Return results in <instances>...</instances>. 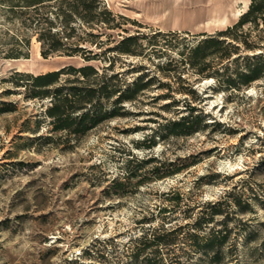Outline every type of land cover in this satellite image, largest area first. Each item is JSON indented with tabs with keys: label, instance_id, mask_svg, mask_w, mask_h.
Here are the masks:
<instances>
[{
	"label": "rangeland",
	"instance_id": "obj_1",
	"mask_svg": "<svg viewBox=\"0 0 264 264\" xmlns=\"http://www.w3.org/2000/svg\"><path fill=\"white\" fill-rule=\"evenodd\" d=\"M212 1H102L129 18L121 20V34L139 32L147 47L141 56H122L116 69L140 63L147 68L128 79L148 71L154 81L121 116L82 135L53 131L50 99L28 97L16 84L30 79L15 72L38 75L86 62L42 57L38 33L22 21L30 15L37 22L46 10L24 16L0 3V264H126L143 247L135 264L145 257L153 264H264V79L224 90L188 67L180 78L156 67L170 58L176 68L192 34L217 30L205 26L215 17ZM243 30L257 33L250 23ZM159 31L179 35L156 37L153 43L169 48L149 57ZM37 56L29 71L26 61ZM241 64L243 58L232 67ZM72 77L62 74L60 82ZM166 92L171 98L156 97ZM181 116H189V127L171 126ZM180 130L190 133H173ZM153 236L162 242L150 243Z\"/></svg>",
	"mask_w": 264,
	"mask_h": 264
},
{
	"label": "trees",
	"instance_id": "obj_2",
	"mask_svg": "<svg viewBox=\"0 0 264 264\" xmlns=\"http://www.w3.org/2000/svg\"><path fill=\"white\" fill-rule=\"evenodd\" d=\"M102 1L0 0V3L8 6L9 11L14 10V7L21 8L24 16L30 11L37 13L42 8L46 10L42 19L37 22H33L30 15L22 21L26 27L33 28L38 33L42 57L47 58L54 54L79 56L86 62L79 67L64 65L38 75L15 72L16 76L30 79L29 85L16 84L27 90L28 97L50 99L46 114L51 118L52 130L55 132L68 130L75 135H82L103 121L119 117L123 113L125 103H134L141 94L151 89L153 84L154 77L148 78V71L130 80L127 77L132 70H143L147 68L146 65L129 63L128 69H116V63L122 56H141L147 47L143 48L142 44H139V40L144 38L139 32L134 35L121 34V31L127 32L121 20L129 18L108 10ZM50 15H53V19L49 18ZM260 21L264 22V0H250L247 9L232 25L213 33L192 34L195 42L181 50L179 54L183 57L176 62V68L170 69L173 65L170 58L160 60L156 67L167 77L174 71L178 78L180 72L188 67V70L202 78H215L218 87L224 90H241L248 87L252 82L264 79V25L259 29ZM249 23L257 30L255 35L252 31L243 30ZM115 34L120 38H116ZM103 35L106 39L100 40ZM178 35L177 31L156 32L148 43V56L161 57L166 55L169 48L166 42V47L153 43L156 37L175 38ZM235 54L236 57H233ZM22 56L28 58L29 54L22 53ZM240 58H243V64L232 67ZM93 61L101 63L102 66L92 65ZM65 73H71L73 77L60 82L61 75ZM156 97L171 98V94L166 92L157 94ZM188 118L189 116H181L173 120L171 126L180 129L189 127ZM173 133L178 135L190 132L180 130ZM118 185L120 183H115V186ZM161 242L160 238L153 236L150 243L156 245ZM156 252L157 249L154 250V253ZM142 253H146L144 247L136 249L129 257L130 262L126 264H135ZM151 259L145 257L141 264H153ZM74 263L84 264L77 260Z\"/></svg>",
	"mask_w": 264,
	"mask_h": 264
},
{
	"label": "crops",
	"instance_id": "obj_3",
	"mask_svg": "<svg viewBox=\"0 0 264 264\" xmlns=\"http://www.w3.org/2000/svg\"><path fill=\"white\" fill-rule=\"evenodd\" d=\"M209 1H212V0H209ZM215 1H216V3H214V1H212L209 4L208 8L214 6L215 10L219 12L218 17L220 19L226 18V21L223 22L222 24L215 25V27H217L215 29H217V30H222V29L226 28L227 26L235 23L238 20L239 16L247 9V7H246L245 10H243L240 14L236 15L235 12L237 9H233V8H234L236 3H238L242 0H215ZM119 14H121V13H119ZM121 15H124V14H121ZM124 16H126V15H124ZM196 22H198V21H196ZM191 23H193V22H191ZM208 23H211V22L208 21L207 23H205V26L207 25L209 27ZM217 30H215V31H217ZM201 32L212 33V32H208L206 30H202L199 33H201Z\"/></svg>",
	"mask_w": 264,
	"mask_h": 264
},
{
	"label": "bare ground",
	"instance_id": "obj_4",
	"mask_svg": "<svg viewBox=\"0 0 264 264\" xmlns=\"http://www.w3.org/2000/svg\"><path fill=\"white\" fill-rule=\"evenodd\" d=\"M243 10H245V7L244 8H242V10H236V12H235V14L236 15H238V14H240ZM214 13H215V17H214V19H212L210 22L211 23H208L209 24V27H211V26H215V25H218V24H222L223 22H225L226 21V18H219L218 17V15H219V12L218 11H214ZM168 15H170V14H168ZM169 17V16H168ZM39 61H40V58H39V56H37L35 59H31V60H27L26 62H27V67H28V69H29V71L31 70V69H34L37 65H38V63H39ZM25 62V60L24 61H22L21 62V64H19L18 65V67L19 68H22L23 66H25L24 64H26V63H24Z\"/></svg>",
	"mask_w": 264,
	"mask_h": 264
}]
</instances>
